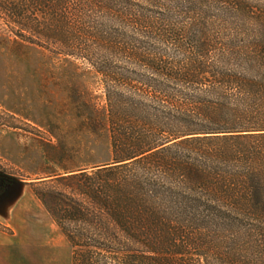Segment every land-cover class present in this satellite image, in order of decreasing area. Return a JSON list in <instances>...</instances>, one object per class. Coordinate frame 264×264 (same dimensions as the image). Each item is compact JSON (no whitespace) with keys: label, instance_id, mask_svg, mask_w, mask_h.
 <instances>
[{"label":"trees","instance_id":"trees-1","mask_svg":"<svg viewBox=\"0 0 264 264\" xmlns=\"http://www.w3.org/2000/svg\"><path fill=\"white\" fill-rule=\"evenodd\" d=\"M0 37L105 83L107 157L37 192L73 264H264V0H0Z\"/></svg>","mask_w":264,"mask_h":264},{"label":"rangeland","instance_id":"rangeland-1","mask_svg":"<svg viewBox=\"0 0 264 264\" xmlns=\"http://www.w3.org/2000/svg\"><path fill=\"white\" fill-rule=\"evenodd\" d=\"M94 106L106 109V88L90 63L18 48L0 37V170L21 181L12 202L27 208L32 264L48 263L35 253L45 238L58 242L56 264L72 258L68 239L37 192L56 188L63 171L107 157L108 135L94 131Z\"/></svg>","mask_w":264,"mask_h":264},{"label":"crops","instance_id":"crops-1","mask_svg":"<svg viewBox=\"0 0 264 264\" xmlns=\"http://www.w3.org/2000/svg\"><path fill=\"white\" fill-rule=\"evenodd\" d=\"M27 208L22 203H0V264H32V236L27 225L25 212ZM58 242L45 238L42 249L37 246V258L44 254L47 264H56ZM39 264V261L37 262ZM68 264H72L71 254Z\"/></svg>","mask_w":264,"mask_h":264},{"label":"flooded vegetation","instance_id":"flooded-vegetation-1","mask_svg":"<svg viewBox=\"0 0 264 264\" xmlns=\"http://www.w3.org/2000/svg\"><path fill=\"white\" fill-rule=\"evenodd\" d=\"M15 179L11 174L0 170V199L11 194Z\"/></svg>","mask_w":264,"mask_h":264},{"label":"water","instance_id":"water-1","mask_svg":"<svg viewBox=\"0 0 264 264\" xmlns=\"http://www.w3.org/2000/svg\"><path fill=\"white\" fill-rule=\"evenodd\" d=\"M20 185H21V181L19 179H15L11 194H7L4 197H2L0 199V203L6 204L7 202L13 201L18 195V192L20 190Z\"/></svg>","mask_w":264,"mask_h":264}]
</instances>
